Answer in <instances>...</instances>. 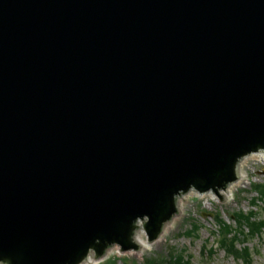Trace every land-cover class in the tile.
<instances>
[{
	"label": "water",
	"instance_id": "1",
	"mask_svg": "<svg viewBox=\"0 0 264 264\" xmlns=\"http://www.w3.org/2000/svg\"><path fill=\"white\" fill-rule=\"evenodd\" d=\"M262 154L264 0H0V264L147 251Z\"/></svg>",
	"mask_w": 264,
	"mask_h": 264
},
{
	"label": "rangeland",
	"instance_id": "2",
	"mask_svg": "<svg viewBox=\"0 0 264 264\" xmlns=\"http://www.w3.org/2000/svg\"><path fill=\"white\" fill-rule=\"evenodd\" d=\"M247 170L249 175L246 183L233 191L230 202L221 203L213 200L211 202L209 197L190 196L193 198V203H185V217H179V223H174L173 229L167 231L165 240L153 244L143 254L118 255L116 253L110 257L111 261H115L116 264H146L147 257L159 258L176 248L177 252H184L186 258L191 256L194 264H243L241 260H235L232 256H228L224 250H217L215 254L203 252L205 244L217 246L216 237L213 234L217 227L211 218L203 217L201 211L212 213L221 211L222 216L229 222H232L229 217L231 213L241 210L249 212L253 208L251 198L256 195V192L252 191L253 185L264 182V175L258 173V171L264 172V163L250 160ZM257 216L264 220V209H258ZM193 219L201 225L199 235H185L184 233L190 228ZM238 246H248L253 262L264 264V229L261 235L247 236L246 238L241 236Z\"/></svg>",
	"mask_w": 264,
	"mask_h": 264
},
{
	"label": "trees",
	"instance_id": "3",
	"mask_svg": "<svg viewBox=\"0 0 264 264\" xmlns=\"http://www.w3.org/2000/svg\"><path fill=\"white\" fill-rule=\"evenodd\" d=\"M258 192V196L252 198V204L257 207L264 206V184H261L255 188ZM257 210H250L249 212L239 211L231 214V218L234 219V223H229L222 218L220 213L214 216L217 225L219 226V245L226 249L228 254L234 255L236 258H241L245 264H252L250 249L247 246L242 248L238 247V241L243 237L261 235L264 229V220H261L257 216ZM199 229L197 225L194 226L192 232H196ZM185 256L180 253H173L170 256V264H191L190 260H185ZM151 264H157L156 262Z\"/></svg>",
	"mask_w": 264,
	"mask_h": 264
},
{
	"label": "bare ground",
	"instance_id": "4",
	"mask_svg": "<svg viewBox=\"0 0 264 264\" xmlns=\"http://www.w3.org/2000/svg\"><path fill=\"white\" fill-rule=\"evenodd\" d=\"M250 160H255V161H259V162L264 163V154H262V155H257V156L247 157V165H248V162H249ZM248 175H249V174H248V170L246 169V177H245L244 179H242L241 181H239L238 183H236L235 185H233L232 193H233V191H234L235 189L244 186V184L246 183V179L248 178ZM190 195H191V194H190ZM190 195H188L187 198H190ZM194 195H197V194H192V196H194ZM199 196H201V197H209V198H211V202H212V200H213V201H218V200H217V197H216L215 194H202V195H199ZM185 206H186V205H185ZM173 227H174V223H173ZM170 229H171V228H168L167 231L170 230ZM139 241H141V242H143V243H146L147 250L150 249V248L153 246L152 243H148L147 240L145 239V233H144V231H143V233H142V235H141ZM156 243H157V242H156ZM154 244H155V243H154ZM144 252H145V251H141L140 253H144ZM87 264H97V262L87 263Z\"/></svg>",
	"mask_w": 264,
	"mask_h": 264
}]
</instances>
